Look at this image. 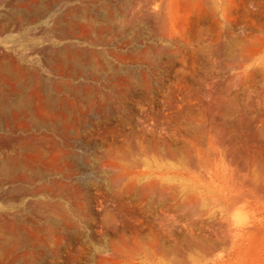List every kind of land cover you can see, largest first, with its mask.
<instances>
[{
    "label": "rangeland",
    "instance_id": "obj_1",
    "mask_svg": "<svg viewBox=\"0 0 264 264\" xmlns=\"http://www.w3.org/2000/svg\"><path fill=\"white\" fill-rule=\"evenodd\" d=\"M23 1L0 0V57L52 91L59 118L0 115V163L39 168L0 171V264H97L115 247L264 264V0H61L41 19ZM55 52L77 67L57 71Z\"/></svg>",
    "mask_w": 264,
    "mask_h": 264
},
{
    "label": "bare ground",
    "instance_id": "obj_2",
    "mask_svg": "<svg viewBox=\"0 0 264 264\" xmlns=\"http://www.w3.org/2000/svg\"><path fill=\"white\" fill-rule=\"evenodd\" d=\"M21 1H23V0H21ZM25 1H28V2H25V5H28V4H31V5H33V7H35V8H33V9H35V10H31V11H33L34 12V14L33 13H30V14H33V19H41V17H46V15H49V17L51 16V14H52V10H55V8H56V6H57V8H58V6L59 5H57V4H59L60 3V1L61 0H42V1H38V0H25ZM65 1V0H64ZM63 1V2H64ZM67 1V0H66ZM70 1H72V0H70ZM169 2H171V0H168ZM24 2V1H23ZM63 2H62V4H63ZM164 2H165V0H164ZM173 2V1H172ZM172 2H171V4H172ZM14 3V2H13ZM167 3V2H166ZM18 4V3H17ZM68 4V3H67ZM140 4V3H139ZM163 4H165V3H163L162 2V5H159L160 7L162 6V8H163ZM13 5V4H12ZM11 5V6H12ZM16 4H14V6H15ZM23 5V4H22ZM25 5H23V6H25ZM158 5V4H157ZM20 6V5H19ZM143 6V5H142ZM142 6H140V7H142ZM172 6V5H171ZM170 6V7H171ZM166 7V6H165ZM168 7V6H167ZM169 8V7H168ZM13 9V8H12ZM11 9V10H12ZM21 9V8H20ZM19 9V10H20ZM75 9V8H74ZM73 9V10H74ZM57 10V9H56ZM72 10V8H71V11H73ZM15 11V10H14ZM13 11V12H14ZM67 11L68 12H65V13H67L66 15H65V17H63V19L61 20L60 19V17H58V18H56V20L54 21L55 23H53V24H55L56 26H57V30L59 29L61 32H60V34L62 33V35L63 34H65V35H69L70 34V30H72L73 28H71L72 26V22H74L73 21V18H72V16H71V14H70V10H68L67 9ZM164 11H166V9L164 8ZM6 12V11H5ZM12 12V13H13ZM75 12V11H74ZM77 12V11H76ZM104 13H105V11H103ZM107 12V11H106ZM167 12V11H166ZM165 12V13H166ZM62 13H63V11H62ZM146 13V12H145ZM10 14V13H9ZM9 14H8V16H9ZM13 14H15V15H13V19H14V22H15V24H20L21 23V16H22V14H21V11H15ZM54 14L56 15L57 13H55L54 12ZM53 14V15H54ZM85 14V13H84ZM106 14V13H105ZM108 15H109V12L107 13ZM147 14V13H146ZM52 15V16H53ZM57 15H59V14H57ZM62 15H64V14H62ZM75 15V14H74ZM79 15V14H78ZM166 16L164 13L161 15V19H163V18H165L164 16ZM75 17H76V15H75ZM82 17V16H81ZM102 18H103V16H101ZM148 17H149V15H148ZM163 17V18H162ZM11 18H12V16H11ZM11 18L9 19V20H11ZM72 18V22L70 21V19ZM77 18V17H76ZM108 17H105L104 18V20L105 19H107ZM13 19H12V21H13ZM3 20V19H2ZM2 20H0L1 22H2ZM7 20V19H6ZM5 20V21H6ZM9 20H7L6 21V23L9 21ZM53 20V19H52ZM44 21V20H43ZM4 22V21H3ZM25 22V21H24ZM170 22H171V19H170ZM11 23H13V22H11ZM47 23H48V21H47ZM72 23V24H71ZM77 23V22H76ZM5 22L2 24L4 27H5V25H8L9 23H7V24H5ZM2 25H0V26H2ZM10 25V24H9ZM74 25V24H73ZM80 25H82V23L81 24H78V26L79 27H81ZM84 25V24H83ZM2 26V27H3ZM20 26V25H19ZM19 26H17V27H19ZM55 26V27H56ZM2 27H1V31L2 30H4V29H2ZM7 27V26H6ZM10 27V26H9ZM84 26H82L81 28H83ZM8 28V27H7ZM7 28H6V30H7ZM78 28V27H77ZM73 32V31H72ZM64 36V35H63ZM67 37V36H66ZM66 50V49H65ZM62 52H64V51H62ZM69 52V51H68ZM68 52H66L67 53V55L69 56H67V55H65L64 53L62 54V53H59V52H55V54L54 55H51V56H47L48 58H49V60H52V62L53 63H56L57 64V71H60V70H58V69H61L64 65H65V63H67V61L69 60V63L71 64L72 63V61H73V63H77V62H74L75 60H72L71 62H70V60L72 59V57H70V54H68ZM71 52V51H70ZM72 54V53H71ZM1 55V54H0ZM73 55V58H74V55H75V52L72 54ZM71 55V56H72ZM77 55H78V53H77ZM77 55H75V58L77 59ZM243 55V54H242ZM77 56V57H76ZM46 57V58H47ZM89 59V58H88ZM48 59L46 60L47 62L49 61ZM77 61V60H76ZM84 61V60H83ZM85 63H86V61H84ZM89 62V61H88ZM49 63V62H48ZM72 63V66L73 67H77V65L78 64H76L75 66H74V64ZM78 63H79V60H78ZM96 63V62H95ZM70 64H68V65H70ZM81 64H84V63H81ZM80 63H79V66L81 65ZM90 64H92V63H90ZM88 65H89V63H88ZM94 65V64H93ZM66 66V65H65ZM95 66V65H94ZM54 67V66H53ZM70 67H71V65H70ZM81 67V66H80ZM64 68V67H63ZM79 68V67H78ZM82 68V67H81ZM68 68L66 67V70H67ZM70 69H72V68H70ZM68 70V71H70L71 72V70ZM74 70H75V68H73ZM72 69V70H73ZM54 70H56V69H54ZM65 70V69H64ZM64 70H62V71H64ZM79 70V69H78ZM80 70H82V69H80ZM61 71V72H62ZM25 68L23 67V65H21L20 63H19V61H17L16 59H14V57H11V56H8V55H4L3 57H0V115H8V116H10V118H12L14 121L15 120H19V122L21 121V124H18V122H16L15 124H18L19 126L21 125V127L25 124V126H27V124L26 123H29L30 124V122H29V120H33V122L34 121H44V120H47V118H50L51 120H52V118H54V117H56V118H59V117H57V115L59 116V113L58 112H56L57 110L54 108V105H53V103H52V97H50L51 96V93H52V91L51 90H49V91H51V93L49 94L50 96H48V94H46L45 93V90H44V88H46V87H44V85L42 86L41 85V87L43 88V91L41 92L40 91V89H38L37 88V86L39 85H36L37 83L35 82V80L33 81V78H30V74L28 75V78H26L25 77ZM36 84H35V83ZM57 84V83H56ZM58 86L57 87H59V84H57ZM55 86V85H54ZM41 88V89H42ZM53 89H57V88H53ZM59 89V88H58ZM47 92V91H46ZM54 92V91H53ZM55 94V93H54ZM58 96H59V94H57ZM53 96V95H52ZM55 97H57L56 95H55ZM62 97H64V95L62 96ZM58 98V97H57ZM61 100H62V98L61 97H59ZM56 99V98H55ZM65 99H67V101L69 102V99L68 98H63V102L62 101H60L61 103H64V100ZM57 100V99H56ZM55 100V101H56ZM66 100H65V110L67 109L68 111H69V108H71V107H69V105H70V103H66L67 102ZM58 102H56L55 104H57ZM72 104H73V102H72ZM72 104L70 105V106H72ZM68 106V107H67ZM67 107V108H66ZM62 108H63V106H62ZM72 110V109H71ZM61 111V110H60ZM59 111V112H60ZM66 113H68V112H66ZM70 113V112H69ZM67 115V114H66ZM4 116V117H5ZM61 116H63V114L61 115ZM65 117V116H64ZM63 117V119H66V118H64ZM67 117V116H66ZM3 119H5L6 120V117L5 118H3ZM11 119V120H12ZM55 119V118H54ZM27 120H28V122H27ZM57 120V119H56ZM59 120V119H58ZM57 120V121H58ZM61 121V120H60ZM32 122V121H31ZM51 122V121H50ZM63 122H65V121H63ZM7 123V122H6ZM48 123V122H47ZM46 123V124H47ZM53 123V122H52ZM66 123V122H65ZM45 124V123H44ZM51 123H49V125H50ZM34 125V124H33ZM52 125H54V123L52 124ZM63 125V124H62ZM67 125V124H66ZM15 126V125H14ZM24 126V127H25ZM51 126V125H50ZM49 126V127H50ZM64 126V125H63ZM62 126V127H63ZM52 127V126H51ZM16 128H18L17 126H16ZM64 128V127H63ZM69 128V127H68ZM25 129H28V128H25ZM66 129V128H65ZM61 130V129H60ZM63 130V129H62ZM26 132V131H25ZM65 133V132H64ZM20 135V134H19ZM28 135H30V134H27L26 136H28ZM34 135H35V133H34ZM22 136V135H21ZM25 136V135H24ZM25 136V137H26ZM46 136H48V134L46 135ZM23 137V136H22ZM21 137V138H22ZM30 137V136H29ZM32 137H33V135H32ZM21 138H19V139H21ZM33 139V138H32ZM30 140V139H29ZM34 140H36V138L34 139ZM38 140V139H37ZM40 140V139H39ZM42 141V139L40 140V142ZM22 142V141H21ZM24 142H25V140H24ZM24 142L22 143V145H24ZM27 142V143H26ZM25 142V145L23 146L24 148H28V150H29V148L30 149H33L34 151H35V153H37V154H39V155H41V152L43 153V151H41L40 152V150H41V148L40 149H38L39 147H38V145L36 146L35 144H30V142H31V140H30V142L28 143V139H27V141ZM35 142V141H34ZM39 142V141H38ZM37 143V142H36ZM43 142H41V144H42ZM40 144V145H41ZM35 145V146H34ZM22 150H23V148H22ZM27 150V153H29V155H28V157L31 155L32 157H33V155L35 154H33V152L30 154V151H28ZM39 152H38V151ZM26 153V154H27ZM23 154H25V152L23 153ZM38 155V156H39ZM21 156V155H20ZM27 156V155H26ZM29 157V158H32V157ZM34 156H36L38 159L39 158H41L40 156L38 157L36 154L34 155ZM43 156V155H42ZM17 157V156H16ZM13 157V158H15V159H13L12 158V160L10 159V162H6V164H3V163H0V171H9L10 169H12V168H17V169H20L21 171H19L20 172V174H19V176L21 177V178H18V179H26L27 178V181H28V178H29V174L27 173V170L29 171V169H33L34 167H36V165L34 166L33 164H32V162H30L29 161V159H26V157H24L22 160H19V162L17 161L18 160V158L19 157ZM34 158V157H33ZM32 158V159H33ZM37 158L35 159V160H37ZM17 159V160H16ZM57 158H55V160H56ZM34 162V161H33ZM54 162H56V161H54ZM36 164V163H35ZM34 166V167H33ZM41 167V166H40ZM37 169H39L38 167H36ZM35 168V169H36ZM43 168V167H42ZM43 171H44V169H42ZM34 171H36V170H34ZM41 173L43 172V171H41V170H39ZM38 171V172H39ZM10 172H12L11 170H10ZM9 172V174H11ZM14 173H16L15 171H13ZM38 172H37V175H39L40 174V172H39V174H38ZM4 173V172H3ZM31 173H33V172H31ZM34 174V173H33ZM4 175H7V174H4ZM13 176H14V174H13ZM31 176V175H30ZM13 178V177H12ZM31 178V177H30ZM33 180V179H32ZM55 180V179H54ZM61 181V180H60ZM29 182H31V181H29ZM54 182V181H53ZM53 182H52V184H53ZM55 182H57V180L55 181ZM64 184V183H63ZM55 185V184H54ZM61 185V184H60ZM55 187V186H54ZM53 187V188H54ZM58 187V186H57ZM38 188V187H37ZM36 188V189H37ZM45 189V188H44ZM62 189V188H61ZM35 191V190H34ZM41 191V190H40ZM48 191V190H47ZM105 216H106V214H105ZM105 216H103V217H105ZM108 216H109V214L106 216L107 217V219H108ZM110 216H109V219H108V222H109V220H110ZM106 219V220H107ZM105 220V219H104ZM105 222V221H104ZM106 223V222H105ZM2 225V224H1ZM0 229H1V227H0ZM4 231H5V229H3ZM4 231H2L3 233H4ZM1 236V235H0ZM1 238V237H0ZM10 239V238H9ZM15 242V241H14ZM18 242V241H17ZM115 245H117V244H115ZM115 245H113V246H115ZM114 249V250H113ZM112 250V252H111V254L107 257V258H99L98 259V263L97 264H145L146 262L144 261V259H141V257H138L137 256V254H138V252H117V250H118V247H115V248H113ZM119 251H121V250H119ZM160 251H163L162 249L160 250ZM160 253V252H159ZM162 253H160V255H161ZM163 254H165V252L163 253ZM1 256V255H0ZM158 256V255H157ZM159 257V256H158ZM137 258H140V260L139 261H137L136 259ZM151 264V263H150ZM152 264H153V262H152ZM156 264H164L163 263V261H162V259H160V257L157 259V263Z\"/></svg>",
    "mask_w": 264,
    "mask_h": 264
}]
</instances>
